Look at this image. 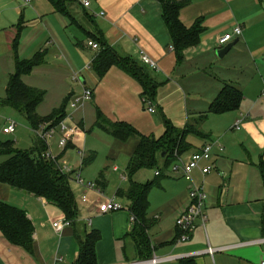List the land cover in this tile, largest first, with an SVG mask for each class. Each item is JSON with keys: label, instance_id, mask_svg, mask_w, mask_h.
Here are the masks:
<instances>
[{"label": "crops", "instance_id": "0c3cea01", "mask_svg": "<svg viewBox=\"0 0 264 264\" xmlns=\"http://www.w3.org/2000/svg\"><path fill=\"white\" fill-rule=\"evenodd\" d=\"M81 1L74 0L70 5V18L55 13L47 0H32L29 6H22L18 0H0V17L2 15L10 17L7 22L0 19V50L3 56H6L3 61L7 62V69H10L9 76L15 69L12 46L18 35V59L28 60L36 53L44 52L43 64L35 66L28 75H23L22 81L30 87L44 91L46 95L48 88L39 84L35 78L49 72L53 80L63 89L49 112L40 114L37 111L38 115H48L58 108L65 98L68 97L70 100L80 93L83 87L92 91V98L89 101L91 103H85L73 111H68V104L66 106V113L71 112L73 121L82 123H80L81 133L75 136L74 141H71L67 148L79 150L82 148L84 132L87 130L85 118L92 114L91 124L93 125L98 110L112 122L131 121L126 116L119 115L118 112L110 115L105 110L101 89L111 78L116 81L115 86L120 98L125 99L129 96L136 101L143 99L140 83L125 69L112 66L102 78H98L93 71L92 62L101 48L91 49L87 46L88 40L94 41L93 38L101 37L118 57L138 63L157 84L154 96L147 98L149 107L154 108V112L150 113H155L159 109L168 119L174 118L168 115L169 108L181 103L180 92L184 93V90L179 81L184 77L185 66L199 58L198 54L208 52L212 48L218 49L217 39L222 34L232 32L234 27L240 26L241 35L234 38L237 40L230 50L235 48L243 59L249 58L254 64L258 59L264 61V0H181L188 2L179 13L182 24L190 27L197 19H201L204 31L200 36L199 44L185 50L184 58L180 63H177L171 47L170 35L161 18V5L156 0H87L89 1L87 8L83 7ZM14 20H17L16 23H13ZM31 29H37L43 37L36 40L38 33H35L26 42L25 35ZM141 51L154 63V67L141 63ZM204 64L207 66L212 63L205 62L203 67ZM238 67L223 68L213 76L208 74L214 85L202 100L207 107L224 84L233 85L242 92L240 83L233 78L236 72L244 69V66ZM73 72L80 73V83L72 80ZM261 80L263 81L262 76ZM262 99L261 96V100L257 101L260 108L258 118L253 114L254 109L251 107L241 108L240 106L235 111L227 112L232 114L233 120V125L229 124L228 127L231 125L230 129L240 132L239 137H215L212 135L213 131L209 129L203 130L209 137L203 139L187 137L192 148L184 153L182 158H187L207 142L217 141L222 146V151H215L213 154V171L205 176L200 175L199 172L193 174L194 181L201 183L207 194L203 205L206 219L204 223H198L188 241L178 240L176 219L189 204L188 194L192 184L183 178L181 171L174 172L171 169L170 174L166 170L167 173L163 171L162 175H156V170L147 169L153 171L152 180L160 177L158 184L154 187L160 192V201L155 203L150 191L147 212V218L154 220L148 230L151 255L165 259L158 264H262L264 262V186L258 169V164L264 161V99ZM43 102L44 98L40 104ZM204 114L207 116L201 122L203 126L210 116L208 111L193 112L192 117L195 119ZM188 116H186V122L190 118ZM239 118L241 122L236 129L233 126ZM136 143L135 139L129 159ZM113 169L117 170V167L114 166ZM100 173H103L104 180L99 183L98 175L94 188L102 194L101 187L105 185V171ZM79 185L86 187L84 184L79 183ZM22 197L30 198L42 212L55 207L48 204L42 197L14 190L8 184L0 183V201L17 205V201ZM129 204L128 202V208ZM19 205L34 227L33 252L28 253L24 248L9 243L0 232V264H73L78 256L76 234L83 237L84 232L90 230H87L84 224L74 228L73 231L67 229L71 225L76 227L75 221L74 224L64 226L61 231H57L52 223L65 219L63 213L57 208L59 216L52 218L50 224L53 235L56 237V244L51 248L48 236L43 229L47 221L41 220L34 208ZM95 206L97 211V205ZM127 213L129 217L126 220V227L116 235L123 262L128 261L122 253L123 236L132 226L129 211ZM88 223L91 224V217L88 218ZM91 230H97L100 233L98 229ZM101 238L100 234V239L95 245V252ZM73 239L75 246L72 247ZM208 247L215 249L216 252L213 255L205 253ZM128 252L129 261L136 259L131 244H129ZM117 261L115 259L113 263ZM106 263L108 262L105 260L97 261V264Z\"/></svg>", "mask_w": 264, "mask_h": 264}, {"label": "trees", "instance_id": "16d2710c", "mask_svg": "<svg viewBox=\"0 0 264 264\" xmlns=\"http://www.w3.org/2000/svg\"><path fill=\"white\" fill-rule=\"evenodd\" d=\"M55 13L70 17V5L74 0H47ZM162 9L161 18L171 38V47L174 50L177 63L184 58L185 50L196 47L204 31L202 20L197 19L190 27H186L179 19L180 10L188 2L181 0H156ZM99 45L100 52L92 62V68L98 78H102L112 66H118L128 71L142 87V98H152L157 87L146 71L136 62L121 58L99 38H93ZM18 35L15 37L12 52L15 56V69L9 76L5 86V95L0 100V106H9L22 114L32 129L40 123L55 119L56 124L66 116V106L69 98H65L61 105L50 114L40 116L37 113L38 105L43 101L45 92L26 85L21 77L28 75L35 66L44 62V52L36 53L28 60L17 58ZM243 99L242 92L233 85L224 84L217 96L208 107L209 114H223L239 109ZM206 114L193 118V122H186L183 128L176 127L170 119L163 116V133L159 138L146 136L134 126L124 121H110L101 111H96L93 126L111 135L122 142L135 138L137 143L126 167L129 185L126 189H118L116 196L126 199L130 204L128 211L132 219L130 230L123 236L122 253L129 259V244H131L136 259H146L151 256L152 248L148 230L154 220L147 218L149 208L148 195L160 177L145 183L133 180L134 174L141 169H154L162 175L177 158L191 150L187 141L188 136L199 138L209 137L202 129L201 122ZM10 140H0V183L8 184L12 189L42 197L48 204L58 208L64 218L74 224L78 216V208L74 194L70 188V175L65 173L58 164V159H46L43 153L46 144L36 138L29 150H19L13 147ZM70 146V145H69ZM164 154V156H161ZM92 158L83 159L89 164ZM161 163V164H160ZM261 180L264 186V161L258 164ZM162 173V174H161ZM104 180L103 173L97 181ZM0 232L11 244L24 248L28 253L33 252L34 227L26 212L0 201ZM81 237L76 234L78 241V256L73 264H97L95 245L100 239L97 230L84 232Z\"/></svg>", "mask_w": 264, "mask_h": 264}, {"label": "rangeland", "instance_id": "374dc122", "mask_svg": "<svg viewBox=\"0 0 264 264\" xmlns=\"http://www.w3.org/2000/svg\"><path fill=\"white\" fill-rule=\"evenodd\" d=\"M86 18L88 17L86 16ZM0 19L7 22L10 20V17H8V15H2ZM16 21L17 20H14L13 23H16ZM35 33H38L36 40L43 37L37 29H31L28 30L27 35H25L26 42L30 37L32 38ZM39 35L40 37L38 38ZM198 55L200 57L195 61L187 63V66H185L183 70L184 77L179 81V84L183 88L184 93L180 92L181 103H177L176 106L169 108L168 115L174 116L173 119H170L171 122L176 127L183 128L187 115L190 117L187 122L191 123L193 122V112H207L208 107L202 100L214 85L213 80L209 78L211 76L208 74L213 76L222 71L223 68H239L238 66L240 65L244 66V69L236 72L233 77L240 83L244 95L240 106L241 108H253V114L258 118L259 116L257 114L260 108L257 101L261 100V92L264 88L263 59L256 60L255 66L251 59H243V56L239 55L235 48L230 50L229 53L221 59L215 56V49L213 48L208 52L205 51ZM4 57L6 59V56H3L0 50V100L4 97L5 86L10 74L8 73L10 69H7V62L5 60L3 61ZM208 61L212 64L207 66L204 64L203 67V63ZM35 76H37V74H35ZM261 76L263 81L261 80ZM35 80H38L39 84L48 88L47 94L44 97V102L38 105L39 107L37 110L40 114H44L49 112L51 106L56 104L63 89L61 85L53 80L49 72L38 75ZM65 82H68L67 78ZM115 84V79L111 78L101 89V96L105 102L107 114L112 115L118 112L119 115L126 116L131 120L135 125H133L131 121L126 120V122L132 124L134 127L136 126L135 128L140 133L146 136H152L156 139L159 138L163 133L164 113L162 112V114L159 109H157L155 113L148 112L147 107L150 105L148 104L147 98L137 101L134 98L131 99L129 96L125 99L120 98ZM87 103L91 102L88 101ZM68 111L71 110L68 108ZM9 121L16 123L15 132L5 134L2 132V127ZM232 121V114L227 112L217 115L210 114L204 122V125H200V129H202V131L208 129L212 130V135L215 137H239L240 132L235 129H230L232 127L231 125H233ZM55 122L56 120L53 119L49 123L55 125ZM91 122L92 114H89L85 118V127L87 130L84 132L85 134L82 140L83 146L80 150L78 148H67L69 143L74 141L77 132H80L81 122L76 120L72 121L73 125L77 127L76 134L74 133L72 135L73 137L69 139L66 148L60 149L58 147L57 144L61 139V134L55 131L52 137L47 139L48 149L51 151L52 156L58 159V164L62 170L70 169L72 172H69L71 177L69 184L76 200L78 216L76 219L77 226L73 227L71 225L67 227V229L73 231L74 228H78L81 224H84L87 230L98 229L102 238L96 248L97 261L100 262L105 260L108 262L106 264H121L123 262L122 255L116 235L120 230L126 227V220L129 217L127 213L128 201L124 198L117 197L115 192L118 188L126 189L129 185L126 167L129 162L131 151L135 145V139L130 138L124 142H120L93 126ZM229 124H231L230 127H228ZM36 138L37 136L30 123L25 120L22 114L9 106H0V140H10L13 142V147L19 150H29L32 147L33 140ZM182 157H184V155L180 158L182 161H185L186 158ZM85 158H92L90 164L83 163V159ZM3 160L4 157H0V163L3 162ZM176 164H178V162L172 163L167 169L163 170L164 173H167L166 170H168V174H170L171 169ZM114 166L117 167V170L113 169ZM101 171H105V185L101 187L103 191L102 194H99L96 188L89 189L87 185L92 183L96 184V179ZM77 174L80 176V184L86 185L87 188L79 185ZM153 178V171L147 169H142L133 176L134 181L141 183L152 180ZM150 194L155 203L160 201L161 195L156 188H153ZM83 196L86 197L85 202L82 201ZM19 199L17 205L11 206L22 210L23 208H21L19 204L24 207L34 208L37 215L41 217V220L47 221L43 229L48 236L49 247L53 248L56 244V237L53 235L50 224L52 218L59 216V210H57L56 207H51L46 212H42L39 210L38 206H35L34 202H31L30 198L22 197ZM106 200L118 201L123 207L122 210L108 213L97 212L95 205ZM89 217H91V224L88 223ZM72 244V247L75 246L74 239ZM115 259L118 260L117 263H113Z\"/></svg>", "mask_w": 264, "mask_h": 264}, {"label": "built area", "instance_id": "2783aa9c", "mask_svg": "<svg viewBox=\"0 0 264 264\" xmlns=\"http://www.w3.org/2000/svg\"><path fill=\"white\" fill-rule=\"evenodd\" d=\"M22 6H29L32 0H18ZM83 7L89 6V1L82 0L81 1ZM241 27L236 26L233 28L232 32L224 33L217 39L218 48L225 46L227 43L231 42L237 36L241 35ZM87 46L91 49H99V45L92 40L87 41ZM140 60L141 63L149 66L154 67V63L149 59V57L144 54L143 51L140 52ZM88 65V64H87ZM71 78L74 82L80 83L81 82V75L79 72H73ZM261 96L264 99V88L262 90ZM92 98V91L89 88L83 87L82 91L72 98H70L68 102V108L73 111L79 108L80 106L84 105ZM149 112H154L153 107H148ZM73 116L71 112L66 113V116L61 120L59 123L52 125L49 122L40 123L37 128L33 129L38 139L42 140L46 143L47 148L43 153V156L46 159L54 160L55 157L52 156L51 151L48 149L47 139L51 138L55 131H58L61 134V139L58 141V147L60 149H65L69 139L73 137L72 135L77 131V127L73 125ZM241 122V118L235 121L233 127L236 129L239 128ZM69 123V124H67ZM16 123L13 121H9L2 127V132L5 134H11L15 132ZM78 134V132H77ZM215 151H222V146L217 141H211L203 144L199 149L192 152L185 161L179 157L177 158L176 162L178 164L174 165L172 171L177 172L181 171V174L184 179L190 182L191 188L189 190L188 199L189 204L187 208L177 217L176 219V227L178 230V240L181 242H186L190 239L191 234L197 227L198 223L205 222V215L203 212V205L205 203L207 194L204 190V187L201 183H196L194 181L193 174L194 172H199L200 175L205 176L209 174L214 169V164L212 162V157ZM179 159V160H178ZM65 173H69L70 169L63 170ZM158 172H156V175ZM77 180L81 183L80 176L77 174ZM89 189L95 187V184H88ZM82 201H86V197H82ZM123 207L122 205L116 200H106L101 202L97 205V211L99 213H107L110 211H117L121 210ZM53 227L57 231H61L64 226L70 225V222L66 219L56 220L52 223ZM205 253L209 255H213L216 252L215 249L208 247ZM164 258L157 257L155 255H151L149 258L141 259V260H132L123 262L121 264H158L164 261ZM264 264V262H262Z\"/></svg>", "mask_w": 264, "mask_h": 264}, {"label": "water", "instance_id": "95a60500", "mask_svg": "<svg viewBox=\"0 0 264 264\" xmlns=\"http://www.w3.org/2000/svg\"><path fill=\"white\" fill-rule=\"evenodd\" d=\"M236 40L237 39H235L232 42L227 43L225 46L221 48L216 49L215 50L216 56L220 59L223 58L228 53V51L235 45ZM161 156H164V154H162Z\"/></svg>", "mask_w": 264, "mask_h": 264}]
</instances>
